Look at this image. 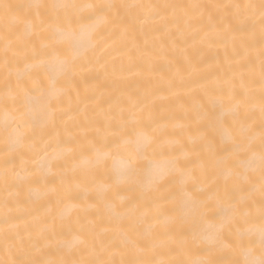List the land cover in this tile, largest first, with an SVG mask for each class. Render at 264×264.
<instances>
[{
    "label": "bare ground",
    "instance_id": "1",
    "mask_svg": "<svg viewBox=\"0 0 264 264\" xmlns=\"http://www.w3.org/2000/svg\"><path fill=\"white\" fill-rule=\"evenodd\" d=\"M5 2L20 5L28 0ZM111 2L132 7L114 10L96 38V46L64 78L65 94L46 135L74 144L101 137L111 140L112 129L134 116L141 124L155 128L177 152L189 151L192 180L198 177L200 183H207L209 174L217 169V160L232 151V144L218 131L222 111L239 105L247 117L241 123L253 128L258 143L264 76L260 0ZM38 24L35 20L28 27L23 13L6 16L0 8V84L9 73L14 80L17 72L29 71L27 66L34 63L31 49L40 32ZM6 46L8 65L3 63ZM210 95L219 103H209ZM35 107L40 110L43 101H37ZM232 135L234 141L239 139L235 130ZM128 159L144 166L159 157L149 152L141 159L135 145L129 143L114 153L107 167ZM103 175L84 169L70 171L65 181L72 187L71 196L49 192L42 198L29 195L27 189L19 198L10 195L13 190H6V182L11 185L14 177L0 175V259L21 258L19 252L7 251L4 246L6 236L17 234L32 248L23 258L65 264L86 259L178 261L203 255L200 246L191 242L187 223L199 209H178L164 198L166 193L120 191V198L133 196L136 209L132 214H125L122 208L113 211L108 207L110 199L98 195ZM218 182L223 184V178ZM55 187L61 188L59 181ZM65 211L70 215L63 216ZM149 228L154 250H143L142 243L133 246L131 242L141 241ZM75 235L86 243L72 248L62 245L64 240L73 241ZM15 243L19 247V241Z\"/></svg>",
    "mask_w": 264,
    "mask_h": 264
},
{
    "label": "snow or ice",
    "instance_id": "2",
    "mask_svg": "<svg viewBox=\"0 0 264 264\" xmlns=\"http://www.w3.org/2000/svg\"><path fill=\"white\" fill-rule=\"evenodd\" d=\"M118 7L132 6H118L111 0H28L20 5L0 0L6 16L23 13L28 27L38 20L40 29L38 42L31 49L34 63L27 66L29 71L17 72L14 80L9 73L0 84V175L14 177L11 185L6 182V190H13L9 194L17 198L25 189L37 198L49 192H55L58 197L71 196L72 187L65 177L70 171L84 169L94 175L104 173L100 176L98 195L101 199H110L108 207L113 211L122 208L125 214H132L136 209L133 196L120 198V191L145 195L166 193L164 198L171 200L176 208L195 206L200 210L195 218L187 221L191 242L200 246L203 253L196 259H86L75 264H264V76L258 143L253 128L241 123L247 117L239 105L222 111L218 131L232 144V151L217 160V169L209 174L207 183H200L198 177L192 180L189 165L193 161L189 151L177 152L171 142L156 134L155 128L141 124L134 116L112 129L111 140L101 137L87 144H74L71 140L51 139L46 135V129L56 118L58 102L65 94L64 78L96 46V38ZM259 9L264 23V0H260ZM7 50L6 46L5 65L9 64ZM261 56L264 71V51ZM37 101H43L40 110L35 107ZM208 102L217 104L219 100L210 95ZM234 130L239 136L236 141L232 135ZM129 143L135 145L141 159L149 152L159 159L149 160L144 166L133 159L119 160L108 168L106 162ZM209 150L212 151L211 145ZM220 178L223 184L218 182ZM57 181L61 185L59 190L55 187ZM41 187H47L48 191L41 192ZM62 215L69 216L70 212ZM68 233L73 234L70 226ZM152 240L149 228L141 241L131 243L133 246L142 243L143 250H154ZM61 243L72 248L86 241L75 235L73 241ZM4 246L7 251L19 252L21 258L0 259V264H65L54 259L23 258L32 248L18 234L6 236Z\"/></svg>",
    "mask_w": 264,
    "mask_h": 264
}]
</instances>
